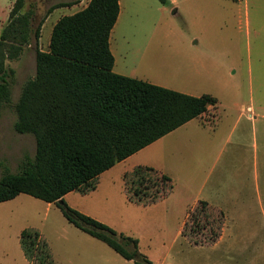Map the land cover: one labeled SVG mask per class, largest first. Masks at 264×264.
Returning a JSON list of instances; mask_svg holds the SVG:
<instances>
[{
    "label": "rangeland",
    "instance_id": "374dc122",
    "mask_svg": "<svg viewBox=\"0 0 264 264\" xmlns=\"http://www.w3.org/2000/svg\"><path fill=\"white\" fill-rule=\"evenodd\" d=\"M68 1L74 0L26 1L23 11H34L33 29L43 22V36L39 46L33 37L18 59L7 61L14 72L8 76L11 103L0 106V178L4 166L15 174L35 157L34 136L14 130L15 104L23 85L36 74L37 47L48 51L58 20L90 2L80 0L48 14L54 4ZM12 3L0 0V35ZM121 3L111 35L115 70L184 94H211L219 103L169 144L155 142L103 173L89 190L70 192L65 201L118 233L137 238L140 254L152 264H249L253 255L219 258L208 248L196 250L183 232L196 242L219 233L222 217L200 203L194 208L195 198L209 196L221 173L230 177L248 171L243 160L252 174L255 146H264V0ZM138 168H151L155 177L169 175L171 191L155 202L138 201L131 191ZM23 231L40 235L52 264H134L68 222L56 205L27 194L0 202V264H36L25 253Z\"/></svg>",
    "mask_w": 264,
    "mask_h": 264
},
{
    "label": "trees",
    "instance_id": "16d2710c",
    "mask_svg": "<svg viewBox=\"0 0 264 264\" xmlns=\"http://www.w3.org/2000/svg\"><path fill=\"white\" fill-rule=\"evenodd\" d=\"M26 1L14 0L0 35V106L12 98L8 76L14 71L7 61L18 59L33 37L39 46L41 38L43 22L33 29L34 11H23ZM79 3H56L48 14ZM120 10V0H90L83 10L58 20L48 51L37 47L36 74L23 85L14 123L17 133L34 136L36 154L18 173L3 167L0 202L27 194L54 204L68 222L126 260L152 264L140 254L137 238L72 208L65 196L89 190L101 174L217 107L219 100L115 73L110 37ZM154 175L151 168L136 169L131 191L138 201L155 202L171 191L169 175ZM21 238L36 264L53 263L38 233L23 231Z\"/></svg>",
    "mask_w": 264,
    "mask_h": 264
},
{
    "label": "crops",
    "instance_id": "0c3cea01",
    "mask_svg": "<svg viewBox=\"0 0 264 264\" xmlns=\"http://www.w3.org/2000/svg\"><path fill=\"white\" fill-rule=\"evenodd\" d=\"M11 8L9 9V13ZM120 8L121 14V0ZM42 36L43 33L40 40L42 39ZM49 45L47 44L46 48H49ZM110 48L114 55L112 50V36L110 37ZM114 58L115 64L113 71L117 74L124 75L123 72L115 70L116 57L114 56ZM144 81L156 84L152 80ZM205 114L199 118L203 120ZM194 120L195 119L192 121ZM192 121L171 132L160 140H163V144H169L170 138H173L182 128L190 124ZM255 148L257 149L255 150L257 153L254 156L252 174H250V164L243 160L242 164L245 169H248V171H243L242 175L240 176L233 175L230 177L223 176L221 173V176H219V178L211 185L209 196H204L202 193L199 194L197 198H195L194 208H196L200 202H205L212 211L222 217L221 226L216 228V230H219V234L215 238L202 242H196L183 233L185 240H188L189 244L196 250H206V248H208L210 254L217 252L219 255H221L219 258H222V255L224 258H228L231 255L238 258H241L243 255H253L252 261L249 262V264H264L263 236L262 240H259L260 233H264V146H261V149H259V146H255ZM259 151L262 152L261 155L259 154ZM227 162L232 163L230 161ZM228 163H226V167H228Z\"/></svg>",
    "mask_w": 264,
    "mask_h": 264
}]
</instances>
